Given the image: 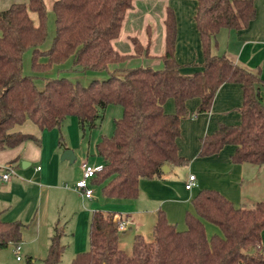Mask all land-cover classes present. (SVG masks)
I'll return each instance as SVG.
<instances>
[{
  "label": "trees",
  "instance_id": "obj_1",
  "mask_svg": "<svg viewBox=\"0 0 264 264\" xmlns=\"http://www.w3.org/2000/svg\"><path fill=\"white\" fill-rule=\"evenodd\" d=\"M131 6V0H54V34L46 47L41 46L47 35L43 0L14 2L0 10V149L35 138L30 132L9 130L25 118L40 128H50L73 114L81 128H91L99 124L107 103H118L122 113L114 118L111 133L96 141L102 165L90 182L100 184L104 197L135 198L140 177L159 174L164 163L187 160L178 153L176 141L180 118L187 112L185 100L198 96L196 111L208 110L218 86L224 81H237L242 88L240 121L220 123L213 132L205 133L198 153L210 154L225 143H233L232 161L261 163V78L224 52L211 51L214 35L221 28L240 29L254 17L252 0H197L193 17L203 61L202 68L191 73L181 72V64L175 58L176 21L170 7L164 19L161 64L108 69L109 63L148 53V45L136 37H131L133 54L122 53L112 44ZM29 12L37 14L38 24ZM26 49H30V64L35 71H46L53 63L70 57L71 70L107 74L93 76L86 83L65 75L47 76L44 85L38 87L35 79L39 75L23 71ZM42 55L45 60L39 59ZM168 97L174 100L172 112L163 108ZM59 142L64 144L61 134ZM191 201L193 211L186 210L185 227L169 221L160 208L153 224V238L145 240L136 233L130 252L118 246L117 220L93 210L89 247L75 253L69 264H264V246L260 243L263 199L250 206H236L218 189L203 187ZM204 220L217 224L221 232L207 234ZM21 225L19 220L0 218V247L9 240L18 242ZM61 233L57 226L50 236L43 264H58L64 247Z\"/></svg>",
  "mask_w": 264,
  "mask_h": 264
},
{
  "label": "crops",
  "instance_id": "obj_2",
  "mask_svg": "<svg viewBox=\"0 0 264 264\" xmlns=\"http://www.w3.org/2000/svg\"><path fill=\"white\" fill-rule=\"evenodd\" d=\"M27 1L0 0V10L7 8L11 3ZM53 1L48 0L46 3L44 0L47 10V35L41 45L43 47L49 45L54 34ZM131 2L132 6L126 10L119 34L112 39V44L122 53L133 54L131 37H136L142 44L148 45V53L130 55L123 60L109 63L108 69L135 64H161L167 7H170L175 15L174 53L181 64L179 69L183 73H191L202 68V45L193 17L197 0ZM252 2L255 8L254 17L243 28H221L214 35L215 42L212 43L211 51L224 52L235 62L260 76L259 93L264 105V0ZM29 15L34 23L38 24L37 14L29 12ZM22 58L23 71L26 73L44 76L45 72L56 73L64 70L69 78H83L84 81H88L91 75L100 78L107 74V71L71 70L70 57L53 63L46 71H35L30 64V49L23 52ZM45 58L44 55L39 56L40 60ZM220 94H223L224 98L213 117L211 110H214L215 100ZM194 98L198 104L199 97L193 96L185 100V105ZM241 102L240 82H222L215 91L211 109L205 110L200 119L197 118V112H191L187 117L192 120V124L188 127L180 126V134L176 138L178 153L187 160L180 164L167 163V171L161 169L159 174L140 177L135 198L104 197L100 184L95 182H91L92 194L85 196L74 185L75 180L81 176L82 162L102 163L95 144L101 135L111 133L114 118L122 113L120 104L107 103L99 124L89 129L81 128L73 114L67 115L59 126L50 128H40L30 118L14 124L9 130L30 132L35 138H27L13 146L0 149V218L22 222L17 242L19 248L14 249L15 242L7 241L6 245L0 247V264H24L25 261L26 264H43L50 236L57 226L62 229L60 239L64 244L58 264H69L75 253L89 247L88 228L93 210H100L116 220L124 219V227L118 228L117 243L126 252H130L136 233L142 235L145 240L153 238V224L160 208L164 210L169 221L176 226L181 225L179 228L185 227V212L193 211L191 199L200 188H216L236 206H250L256 200H264V159L259 164L232 161L231 154L235 149L233 143H225L218 151L210 154L198 153L200 138L205 133L213 132L220 123L240 121ZM163 108L167 112L174 111L172 97L165 99ZM81 130L82 134L86 133V130L89 131L88 139L83 144L80 139ZM186 133L187 135H184ZM60 134L63 145L59 142ZM186 141L191 142V146L186 144ZM64 145L72 147L75 153L72 163L67 158H60ZM22 159L25 160L23 165ZM36 165H39V168H36ZM179 165H184L183 175L181 171H174V167ZM7 170L8 177L3 178L1 173ZM189 173H193L195 178L192 186L187 188L184 183ZM260 243L264 246V228L261 231ZM17 253L19 258H16Z\"/></svg>",
  "mask_w": 264,
  "mask_h": 264
},
{
  "label": "rangeland",
  "instance_id": "obj_3",
  "mask_svg": "<svg viewBox=\"0 0 264 264\" xmlns=\"http://www.w3.org/2000/svg\"><path fill=\"white\" fill-rule=\"evenodd\" d=\"M46 1V3H48V0H45ZM43 2H44V0H43ZM44 4H45V2H44ZM46 9V8H45ZM48 12L50 13L51 11H50V9L48 10ZM31 14H33V13H31ZM46 18H47V10H46ZM50 21H51V14H50V19H49V23H50ZM53 22H54V19H52V24H53ZM52 27V26H51ZM53 28V27H52ZM54 28H55V26H54ZM90 71H92V70H90ZM122 72V71H121ZM68 73L67 72H65L64 70H59V71H57L56 73H53V72H45L44 73V77H42V75L40 76H38L36 79H35V81H36V84H37V86L38 87H42L43 85H44V80H45V78L47 77V76H59V75H65V76H67V77H69L68 75H67ZM90 77H93V75H91ZM81 80V81H80ZM79 81L80 82H82V83H85L87 80H85L84 81V79L82 78V79H80ZM223 98H224V95L223 94H220L218 97H217V99L215 100V106H214V110H211V111H213V117L215 116V112H217L219 109H220V104H221V102H222V100H223ZM196 104H197V100L194 98V99H192V100H190V101H188V103H187V105H186V108H187V112H186V114L187 115H185V116H183V118H181L180 119V126H182V127H188V126H190L191 124H192V120H189L188 119V114H190L191 112H197L198 113V119H200V118H202V114L205 112V111H196ZM209 109H211V105H210V108ZM231 112V111H230ZM230 115L232 114V113H229ZM85 128L86 129H89L87 126H85ZM88 130H86V133H84V134H82V130L80 131V139H81V142H82V144L84 143V141H87V139H88ZM184 135H187V133L186 134H184ZM65 141H66V139H65ZM186 144H188L189 146H191V142H187L186 141ZM69 147V146H68ZM69 148H71L72 149V147H69ZM72 151H73V149H72ZM77 151H79L80 152V150L79 149H77ZM73 153H74V151H73ZM75 154V153H74ZM70 163H72V161H69ZM183 167H184V165H179V166H176V167H174V171H181V173H182V175L184 174V172H183ZM204 223H205V228H206V232H207V234H211V233H213V232H221V229H220V227L217 225V224H215V223H213V222H211V221H208V220H204ZM185 224V223H184ZM181 225H178L177 224V227H180ZM25 260V259H24ZM25 263H26V261H25ZM24 263V264H25Z\"/></svg>",
  "mask_w": 264,
  "mask_h": 264
},
{
  "label": "built area",
  "instance_id": "obj_4",
  "mask_svg": "<svg viewBox=\"0 0 264 264\" xmlns=\"http://www.w3.org/2000/svg\"><path fill=\"white\" fill-rule=\"evenodd\" d=\"M101 163H96V164H90L87 162H82V173L81 176L79 178H77L74 182L75 187H77L80 192L85 195V196H90L92 194V186H91V182H90V178L91 176L95 173V171L97 169H99L101 167ZM36 168H39V165L35 166ZM1 176L3 178H7L8 177V170L7 171H3L1 173ZM195 178V175L193 173H189L188 177H187V181L184 183V186L187 188H190L193 184V180ZM117 227L118 228H122L124 227V219H117ZM14 249H18L19 248V244L17 242H15L13 244ZM20 255L17 253L16 254V258H19Z\"/></svg>",
  "mask_w": 264,
  "mask_h": 264
},
{
  "label": "water",
  "instance_id": "obj_5",
  "mask_svg": "<svg viewBox=\"0 0 264 264\" xmlns=\"http://www.w3.org/2000/svg\"><path fill=\"white\" fill-rule=\"evenodd\" d=\"M75 154L73 153L72 149L69 147L64 148L60 153V158H67L69 161H72L74 159ZM22 165L25 164V160H21ZM169 168L167 163H164L161 165V169L164 171H167Z\"/></svg>",
  "mask_w": 264,
  "mask_h": 264
}]
</instances>
